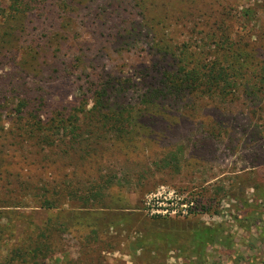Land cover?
Wrapping results in <instances>:
<instances>
[{
  "label": "rangeland",
  "instance_id": "374dc122",
  "mask_svg": "<svg viewBox=\"0 0 264 264\" xmlns=\"http://www.w3.org/2000/svg\"><path fill=\"white\" fill-rule=\"evenodd\" d=\"M194 6L191 15L174 25H158L157 37L163 34L176 44L190 39L197 44L207 32L217 35L227 18L229 42L254 53L253 64L264 60V0H197ZM241 30L245 31L243 38L238 37ZM91 31L84 27L82 36L90 38ZM77 35L75 32L73 37ZM150 38L143 32L138 37L139 48L110 54L103 51L87 63L130 81L127 98L135 99L142 91L136 83L144 74L151 75L148 67L156 58L149 50L154 41ZM66 55L73 57L69 52ZM3 69L0 65V74ZM252 69L248 73L254 78L248 85L226 96L186 91L176 101L171 98L160 103L175 116L171 120L175 131L169 135L131 136L127 127L120 126L118 130L123 132L116 140L117 128L102 125L98 132L103 139L101 149L90 152L97 154L91 162L72 154L68 160L69 155L64 157L59 148L51 149L48 142H38L35 147L28 144L21 152L9 148L5 155L12 173L9 178L0 175V224L7 225L0 237V259L10 250L30 244L31 239L34 245L29 249L42 247L36 254L39 264H142L129 255L130 244L137 235V225L153 218L223 224L238 241L237 249L251 243L259 246L254 241V228L247 234L234 222L240 188L230 190L235 184L245 186V196L251 201L253 181L264 183V87H260L259 71L254 66ZM77 72L64 87L55 86L61 89L58 96L68 102L76 98L75 84L84 80ZM1 126L10 128L7 121ZM56 144L60 146V142ZM174 150L177 168H160L163 157ZM64 160L67 164L61 165ZM42 183L53 203L48 209L39 207L31 193L20 191L22 186ZM8 189L16 196L6 194ZM202 205L210 206L209 211H202ZM105 215H113L119 222L109 225ZM97 220L104 224V230L96 235L85 222ZM235 257L230 255L228 262L221 264H234ZM165 263L183 264L173 251L167 253Z\"/></svg>",
  "mask_w": 264,
  "mask_h": 264
},
{
  "label": "trees",
  "instance_id": "16d2710c",
  "mask_svg": "<svg viewBox=\"0 0 264 264\" xmlns=\"http://www.w3.org/2000/svg\"><path fill=\"white\" fill-rule=\"evenodd\" d=\"M196 2L0 0V65L4 68L0 74V124L7 121L10 126L0 127L1 177L9 178L12 173L9 157L5 155L9 148L21 152L28 144L35 147L48 142L53 146L51 149L59 148L64 157L69 155L68 160H72L69 158L72 154L91 162L97 154L90 152L95 153L103 140L98 133L102 125L111 124L115 131L117 128L116 140H120L123 132L118 130L120 126L127 127L131 136H166L175 131V127L171 128L175 116L160 103L170 102L171 98L176 101L186 91L196 95L213 91L218 97L226 96L248 85L254 78L249 74L252 66L259 71L260 87H264V60L253 64L254 53L244 45L236 47V43L229 42L231 28L227 18L217 35L215 31L207 32L197 44L191 39L176 44L163 34L157 37L158 25L165 28L191 15ZM84 27L92 29L90 38L82 36ZM243 30L239 31V38L245 35ZM75 32L78 35L73 37ZM143 32L154 39L149 50L156 58L148 67L151 75L144 74L136 83L141 85V93L128 99L130 81L103 69L96 70L87 61L103 51L110 54L139 48L138 37ZM65 56L67 60L62 61ZM75 67H79V72ZM76 72L79 75L76 78L84 76V80L81 78L75 84L76 98L68 102L58 96L61 89L56 90L55 86L64 87V82H70ZM88 104L91 105L86 110ZM67 147L74 152H68ZM261 157L264 159V155ZM176 162L175 150L170 151L160 161V168L175 169ZM64 164L65 160L61 165ZM44 185L22 186L20 191L31 193L39 207L48 209L53 203ZM235 186H239L240 192L234 222L247 234L254 228V241L259 246L251 243L237 249L238 241L223 224L209 226L195 219L153 218L137 225L129 255L142 264H166L169 251L175 252L183 264H221L228 262L230 255L236 256L234 264H264V183L253 181L251 201L245 196V186L235 184L230 190ZM12 192L15 191L8 189L6 194ZM203 206L202 211L208 212L210 206ZM255 213L257 217H253ZM105 219L109 225L119 222L113 215H105ZM85 224L92 234L104 230V224L98 220ZM6 226L0 224V237ZM30 240V244L10 250L0 264H39L36 254L42 252V247L29 249L34 245ZM217 247L223 250L218 252Z\"/></svg>",
  "mask_w": 264,
  "mask_h": 264
}]
</instances>
